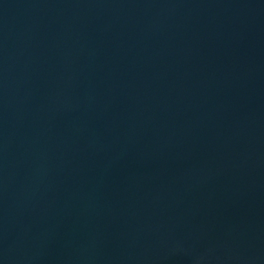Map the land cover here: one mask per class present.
Masks as SVG:
<instances>
[{
    "label": "water",
    "instance_id": "obj_1",
    "mask_svg": "<svg viewBox=\"0 0 264 264\" xmlns=\"http://www.w3.org/2000/svg\"><path fill=\"white\" fill-rule=\"evenodd\" d=\"M0 264H264V0H0Z\"/></svg>",
    "mask_w": 264,
    "mask_h": 264
}]
</instances>
